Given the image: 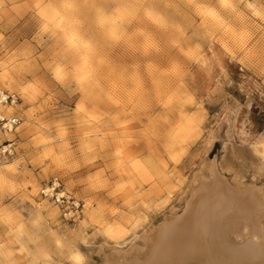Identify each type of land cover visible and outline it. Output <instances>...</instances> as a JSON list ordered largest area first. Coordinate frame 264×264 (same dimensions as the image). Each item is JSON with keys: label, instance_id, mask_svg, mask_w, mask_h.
I'll return each instance as SVG.
<instances>
[{"label": "rangeland", "instance_id": "1", "mask_svg": "<svg viewBox=\"0 0 264 264\" xmlns=\"http://www.w3.org/2000/svg\"><path fill=\"white\" fill-rule=\"evenodd\" d=\"M0 91V264H104L204 162L264 187V0H0Z\"/></svg>", "mask_w": 264, "mask_h": 264}, {"label": "bare ground", "instance_id": "2", "mask_svg": "<svg viewBox=\"0 0 264 264\" xmlns=\"http://www.w3.org/2000/svg\"><path fill=\"white\" fill-rule=\"evenodd\" d=\"M244 154H235L236 162L249 166L254 179L263 177L264 154ZM204 163L180 199V213L172 211L128 250L100 247L103 263L264 264V187L245 184L235 162Z\"/></svg>", "mask_w": 264, "mask_h": 264}, {"label": "built area", "instance_id": "3", "mask_svg": "<svg viewBox=\"0 0 264 264\" xmlns=\"http://www.w3.org/2000/svg\"><path fill=\"white\" fill-rule=\"evenodd\" d=\"M17 102L18 99L14 95L8 94L4 91H0V104L15 105L17 104ZM16 125H17V120L15 119L9 121V123L7 124V126L9 127H13ZM60 189H61V185L59 181L55 179L50 187L42 191V195H44V197H50L51 199L55 200L57 203L61 205L65 203H70L73 211H78L80 208L79 202L71 200V198L68 197L65 192H61Z\"/></svg>", "mask_w": 264, "mask_h": 264}, {"label": "snow or ice", "instance_id": "4", "mask_svg": "<svg viewBox=\"0 0 264 264\" xmlns=\"http://www.w3.org/2000/svg\"><path fill=\"white\" fill-rule=\"evenodd\" d=\"M216 147H219V145H217Z\"/></svg>", "mask_w": 264, "mask_h": 264}]
</instances>
